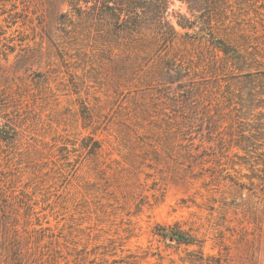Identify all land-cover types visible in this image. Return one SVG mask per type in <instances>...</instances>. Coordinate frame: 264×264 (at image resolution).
Here are the masks:
<instances>
[{
    "label": "rangeland",
    "instance_id": "374dc122",
    "mask_svg": "<svg viewBox=\"0 0 264 264\" xmlns=\"http://www.w3.org/2000/svg\"><path fill=\"white\" fill-rule=\"evenodd\" d=\"M3 1L0 218L23 264H264V147L232 140L264 113L221 106L188 5L167 56L129 58L67 0ZM193 84L209 94L187 124ZM176 227L195 244L159 235Z\"/></svg>",
    "mask_w": 264,
    "mask_h": 264
},
{
    "label": "trees",
    "instance_id": "16d2710c",
    "mask_svg": "<svg viewBox=\"0 0 264 264\" xmlns=\"http://www.w3.org/2000/svg\"><path fill=\"white\" fill-rule=\"evenodd\" d=\"M67 1L69 9L63 15H78L80 20L91 23L95 31L100 28L97 41L102 45L120 46L129 58L139 53L138 58H142L141 53L148 51L167 56L166 50L176 43L178 32L167 20L175 0ZM179 1L188 5L194 17L192 21L182 17L184 22L180 25L188 31L194 30L191 38L195 39L201 52L209 55L207 63L215 70L216 78L213 94H219L221 106L230 111L248 109L264 113V0ZM3 3L0 0V15L6 11ZM184 94L185 121L190 124L192 116L201 108L200 98L207 96L209 90L193 84ZM262 126L263 132L259 134H240L238 139L232 137L233 144L243 151H248L247 144L264 147V123ZM10 230H13L16 243L19 230L0 218L1 243L6 244L10 252L5 262L23 264L21 249L16 246L12 249L11 241L8 242ZM159 235L179 245L196 242L180 227L160 229Z\"/></svg>",
    "mask_w": 264,
    "mask_h": 264
}]
</instances>
